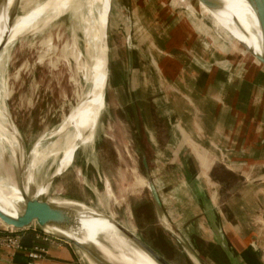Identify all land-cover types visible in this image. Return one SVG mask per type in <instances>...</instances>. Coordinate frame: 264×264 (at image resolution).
I'll use <instances>...</instances> for the list:
<instances>
[{"label": "rangeland", "instance_id": "obj_1", "mask_svg": "<svg viewBox=\"0 0 264 264\" xmlns=\"http://www.w3.org/2000/svg\"><path fill=\"white\" fill-rule=\"evenodd\" d=\"M47 1L19 0L10 19ZM189 3L191 8L175 0H105L108 17L103 29L100 2L72 0L70 9L41 14L2 49L0 124L6 142L0 136V180L26 190L30 199L60 207L58 202L66 201L82 209L80 203L109 215L171 264H228L215 238L212 242L197 195L198 189L208 195L211 190L233 244L238 247L233 234L249 235L264 264L262 236L250 228L234 229L229 210L241 200L258 205L254 216L264 222V194L258 198L247 192L252 186L254 192L264 191V123L257 124L259 116L264 117V54L257 52L255 32L247 28L257 23L236 11L245 23L244 31L237 32L240 43L226 20L209 10L225 33L198 0ZM169 60L175 62V78L179 76L175 84L166 74ZM97 64V84L106 106L95 138L78 142L72 164L55 176L76 135L74 127H61L93 95ZM162 94L163 99L157 98ZM174 96L173 105L169 101ZM192 118L199 131L192 129ZM173 124L177 142L166 149L159 143L168 141ZM179 129L185 140H178ZM183 141L194 145H181ZM144 159L164 201V177L175 172V230L158 215ZM33 228L71 248L76 264H90L73 243L37 222L27 229ZM5 229L0 223V230Z\"/></svg>", "mask_w": 264, "mask_h": 264}, {"label": "bare ground", "instance_id": "obj_2", "mask_svg": "<svg viewBox=\"0 0 264 264\" xmlns=\"http://www.w3.org/2000/svg\"><path fill=\"white\" fill-rule=\"evenodd\" d=\"M90 1L92 4L95 1H98L102 4L100 24L101 27L105 29L107 26L108 17L105 0ZM216 1L220 2L222 7H219L218 9L208 8V10H212L214 14L213 16H215V18H217L216 16L218 15L220 20H226V22L235 32V37L241 43L242 40L239 38L237 32L244 31L245 23L242 18L238 19V14L236 11H241L246 16H248L246 12L251 8V3L249 4L247 3L248 1L245 0ZM18 2L19 0H4L3 3H0V48L4 50H7V48H9L14 43L18 36H20L27 28H29L41 14L45 12L48 14L51 12L53 15H55L56 13L62 12V10L70 9L72 6V0H48L43 5L38 6L27 14L19 17L15 16V18L11 20L10 11L15 12ZM253 20L260 25L257 20ZM257 24L250 22V24L246 25L249 32H255L254 38H256L255 40L258 43L256 47L259 49H257V52L259 54H264V36L261 26H257ZM100 41L104 42L103 36L101 37ZM247 49L251 50L250 48ZM97 66L95 69L96 84L93 95L90 96L88 100L83 102L75 111H73L66 118L63 126L61 127V130L67 126L74 127V129H76V135L73 144L65 151L64 159L61 166L58 168L56 175L63 172L67 166L72 164L75 158V152L79 145L78 142L90 143L95 138V129L100 113L106 106V100L104 98L105 94L103 95V93H99L101 86L99 87V84H97L99 80L97 78L99 66ZM104 71L106 72V70ZM2 130L3 127L0 124V136H2L1 140L2 142H6V139L1 133ZM43 191L44 190H41L38 193L43 194ZM23 194L24 193L17 186L6 185L3 180H0V209L13 218L21 216V213L23 212V205L25 204ZM58 203L63 205L64 209L71 212L77 221L70 225H44L43 228L44 230H47L46 232L52 234L55 233L54 235L81 244L84 248L89 249L93 255L105 262V264H156L149 255L137 248L128 237L118 233L115 226L112 224V221L109 220L105 215L84 204L77 203L82 207V210L77 206L70 205L66 201ZM87 261L90 264H95L91 258H88Z\"/></svg>", "mask_w": 264, "mask_h": 264}, {"label": "crops", "instance_id": "obj_3", "mask_svg": "<svg viewBox=\"0 0 264 264\" xmlns=\"http://www.w3.org/2000/svg\"><path fill=\"white\" fill-rule=\"evenodd\" d=\"M245 1H248V0H245ZM175 2L179 5L191 8V4L189 3V0H175ZM247 3L250 4L249 1ZM201 7L204 8L205 12H207L214 19L217 27H219L221 30H223L225 32V30L221 28V26L219 25L217 20L209 13L208 8H206L203 4H201ZM246 14L259 22V19L257 17V14H256L253 6H251V8L246 12ZM173 31H174V28H173ZM174 33H175V31L173 32V34ZM167 62L168 63L166 64L165 68H167L166 71L168 73H166V74L168 75L169 78L170 77L173 78V81L170 80L169 82H172L173 84H175V82L179 79V76H177L178 78H175V76H176L175 72H174L175 71L174 70L175 62L172 61L173 62L172 63V62H170V60ZM241 67H243V66L241 65ZM238 70L239 69H237V66H236L235 72ZM163 71H164V69H163ZM242 71H241V74H242ZM238 77L239 76L237 75V79H239ZM198 81H201V80H198ZM204 84H205V82H204ZM211 85H213V84H211ZM174 91H175V89H174ZM200 96L205 98V94L200 95ZM164 97H165V95L162 94V95H159L157 98L163 99ZM172 99L173 100L169 101V103H172L175 100V96L172 97ZM173 105H174V102H173ZM174 107L172 108L171 112L172 111L175 112ZM214 110H215L216 117H218L220 115V110L218 109V107L214 108ZM186 111L187 110H185L184 113ZM163 113L165 114V112H163ZM186 114L191 115L190 111L189 112L187 111ZM238 114L239 113H237V115ZM220 118L221 117H218L219 120H220ZM238 118L241 119V120H239L240 122L241 121L243 122L244 119L246 120L244 115H240V116H238ZM190 122H191L192 126L194 127V128H192L194 131H196V130L199 131L201 129V128L195 129L197 127H196V122H195V120H193V118L191 119ZM237 122H235L234 126H239L237 124ZM262 122L264 123V117H262L260 115L259 120L257 121V124H260ZM246 123H247V121H246ZM247 125H249V124L247 123ZM171 129H172V134H171L170 138L168 139V141L167 142L161 141L159 143V145L161 147H164L166 149L170 146L175 147V141H176L175 140V130H174L175 124H173ZM181 131L182 130H180V129L178 130V134L180 133V135H181V136L178 135L179 136L178 140H180V138H183V140H185L186 138L183 135V131L182 132ZM187 138H188V136H187ZM192 138H191V140L195 142V140ZM192 141L188 142V143H186V141L185 142L183 141L181 143V145H183V144L194 145L193 144L194 142L192 143ZM194 148L200 155V151L198 150V148H196V147H194ZM260 155H262V154L260 153ZM204 160L205 159H203V161ZM205 167H207L206 163H205ZM164 178H165V183H164L163 188L167 189V192L165 193L168 195L167 201H166V199L164 201V197H162L160 190H159V194L161 197V201L163 203V207L165 210V216L167 218L168 224H170L173 227V230H175V172H172V173L167 172L166 177H164ZM210 187H212V186H210ZM198 188H200V187H198ZM249 190H251V191H249ZM249 190H247V192L249 194H251V195L253 194L258 198L261 194H264V191H262L259 188H257V189L255 188V192H254L253 186ZM211 194H212L211 190L209 191V195H208V193L203 194V192L200 191L199 189L197 191V195L199 197L198 199L200 201V204L202 205L201 206L202 211H203L204 216L206 218L205 223H206L207 227L209 228V230L211 232V236L213 238L212 242H214V235H213V232L211 229V222H212V219H215V223H216L217 227H220L225 232L227 240L232 247L233 253H234L235 257L239 260L240 264H262L263 258L260 257L258 250L254 246L255 239L253 240V238H252L251 240H249L247 238L249 235H243V233H241V235L233 234L234 237H236L235 243L238 244V247L233 244L234 241L232 242V239L230 237L231 230H229L230 228L226 229V226L223 223V218H222L223 215L221 212L218 211L217 206H215V204L213 203L212 198H211ZM243 199H244V196H243ZM227 203H228V200H227V202H225V204L227 205ZM248 204L249 205H247L246 203H243V200H241V202L236 201L234 203V207L232 209L228 208L229 210H231L232 216L234 217V221H230V222H232V227H234V229H237V230L241 229L242 231L250 228V231H252V233H255L257 231V234L262 236V242L264 243V222L261 221L257 216L256 217L254 216V215H256L254 212H256V211L258 212V205H256V207H254L252 204H250V203H248ZM227 207H228V205H227ZM226 220H228V219H226ZM228 222H229V220H228ZM19 235H20V246H19V248L12 249V248L0 245V264H76L75 255H74V252L71 250V248H69L68 246H66L64 244L56 242L52 237L45 235L43 232H39L37 229L33 228V229H27V230L21 232ZM217 249H219L220 253L226 257L228 264H232L231 261L229 260L228 256L226 255V253L221 249V247L218 246ZM32 253L38 254L39 258H32L30 256V254H32Z\"/></svg>", "mask_w": 264, "mask_h": 264}, {"label": "water", "instance_id": "obj_4", "mask_svg": "<svg viewBox=\"0 0 264 264\" xmlns=\"http://www.w3.org/2000/svg\"><path fill=\"white\" fill-rule=\"evenodd\" d=\"M198 1L200 5L203 4L206 8L209 9H218L219 7H222L220 2L216 0H198ZM248 1L251 3L257 14L261 26V30L264 36V0H248ZM3 2L4 0H0V3ZM241 46L244 45L241 44ZM244 48L249 53H251V51L247 49L245 46ZM1 50L2 49L0 48V51ZM143 163H144L145 172L147 174L146 178H147L148 186L151 191V195L154 199L158 215L161 218H163V221L167 224L168 221L165 216V210L158 189L155 186V183L151 179L150 175H148L149 166L147 160L144 159ZM62 173L63 172L55 176L61 175ZM20 190L24 193L23 198L25 200V204L23 205V212L21 213V216L13 218L0 209V223L4 224V226L7 225L5 226L6 229L13 228L12 230L21 231L27 229L35 222H37L41 227H43L44 225H70L77 221V219L73 216V214L68 210L64 209L63 207L56 206L53 203H48L36 198L30 199L27 196L26 190L24 189H20ZM103 215H105L109 220L112 221V224L115 226L118 233L128 237L137 248L141 249L143 252L149 255L155 261L156 264H171L156 249H154L152 246L147 244L140 237L135 235V233H133L130 229L126 228L119 222L115 221L109 215L106 214ZM211 229L216 242L221 247V249L226 253L231 263L240 264L239 260L235 257L233 253L232 247L227 240L225 232L220 227H217L215 223V219H212ZM170 233L174 238H176L178 243L185 249V251L193 257L194 254L192 250L189 248V246H187L185 242L175 234V232L171 230ZM66 241L71 242L75 246L80 248L87 256H89V258H91V260H93V262H95V264H105V262L101 261L98 257L93 255L89 249L84 248L81 244L70 241L68 239H66Z\"/></svg>", "mask_w": 264, "mask_h": 264}, {"label": "built area", "instance_id": "obj_5", "mask_svg": "<svg viewBox=\"0 0 264 264\" xmlns=\"http://www.w3.org/2000/svg\"><path fill=\"white\" fill-rule=\"evenodd\" d=\"M7 233H1L0 232V245L12 248V249H17L20 246V235L18 234L17 230H8L5 229ZM32 258H39L38 254H30Z\"/></svg>", "mask_w": 264, "mask_h": 264}, {"label": "trees", "instance_id": "obj_6", "mask_svg": "<svg viewBox=\"0 0 264 264\" xmlns=\"http://www.w3.org/2000/svg\"><path fill=\"white\" fill-rule=\"evenodd\" d=\"M0 232H1V233H7V232H6V231H4V230H0Z\"/></svg>", "mask_w": 264, "mask_h": 264}]
</instances>
